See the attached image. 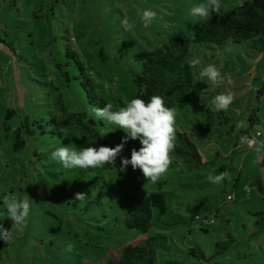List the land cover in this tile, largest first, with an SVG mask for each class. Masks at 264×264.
Masks as SVG:
<instances>
[{"label": "rangeland", "instance_id": "rangeland-1", "mask_svg": "<svg viewBox=\"0 0 264 264\" xmlns=\"http://www.w3.org/2000/svg\"><path fill=\"white\" fill-rule=\"evenodd\" d=\"M246 1L220 0L221 9L230 10ZM204 2L0 0V223L8 218L2 203L5 195L23 198L27 194L33 201L26 227L12 226L7 243L0 238V264H107L124 246L137 244L138 237L158 234L166 238L168 250L157 251L155 264H264V201L252 186L254 177L263 174L257 154L253 150L231 154L233 139L226 135L199 138L217 122L212 99L231 91L234 102L221 112L235 126L244 122L240 130L249 136L260 132L264 139V51H253L249 41L229 40L221 49L195 44L201 19L190 10ZM145 9L157 13L148 28L140 20ZM125 16L134 26L131 31L121 24ZM178 37L189 43L186 61L201 60L194 68L196 76L214 64L225 82L214 85L204 78L207 88L199 99L176 111L175 148L166 174L153 183L131 165L126 172L118 171L121 159H130L133 148L139 150L138 140L124 145L128 149L117 156L115 168L65 169L50 159L57 147L98 148L105 146L102 142L115 147L125 136L116 126L89 115L90 105L80 85L82 72L75 60L95 93L118 109L137 94L133 78L140 65L135 55L169 45ZM66 50L75 60L66 56ZM194 105H204V110L194 111ZM8 110L15 114L6 121V132ZM255 111L259 121L250 127L248 118ZM78 113L86 114L83 123L97 130L101 140L75 125L59 129L62 138L56 127H45L49 119L62 121ZM39 125L53 134H42ZM18 128L25 144L16 150ZM184 134L195 142L206 164L194 167L195 160L190 157L188 163L189 156L180 153L189 151ZM64 138H68L66 144ZM225 170L231 179L220 184L208 180L209 175ZM78 192L88 193L87 199L75 201ZM153 192L164 194L166 212L159 215L153 210L147 235L126 230L122 220L131 201ZM227 195L234 200L227 201ZM195 215L214 217L215 222L201 225ZM228 233L234 239L231 243ZM217 244H228V248Z\"/></svg>", "mask_w": 264, "mask_h": 264}, {"label": "trees", "instance_id": "trees-1", "mask_svg": "<svg viewBox=\"0 0 264 264\" xmlns=\"http://www.w3.org/2000/svg\"><path fill=\"white\" fill-rule=\"evenodd\" d=\"M231 40L236 44L241 41H249V48L253 51H264V0H249L243 4L236 6L230 10L213 13L209 20H201L199 30L193 38L195 44L211 45L221 49ZM189 54V43L186 39L178 37L169 45H162L153 51H142L135 55L134 59L140 65V71L134 75L133 82L137 88V94L134 98H142L147 100L152 95H162L165 99L167 107H174L177 110L190 106L194 101L198 100L201 93L207 88L206 82L196 76L195 69L189 67L186 58ZM66 56L75 60V55L66 50ZM78 69L82 72L81 80L75 76L74 79L80 80V85L85 92V99L89 105L104 107L107 103L103 98L99 97L92 86L91 80L85 76L84 69L80 62L75 60ZM69 79V77H67ZM261 92V91H260ZM124 104L120 103V106ZM117 109H113L115 111ZM194 111H203L204 105H194ZM15 114V111L8 110L5 114V131H9L6 121ZM216 123L207 127L201 132L199 138L204 140L213 135H226L235 142H240V135H249L247 131L237 129L232 122V118L221 111L214 113ZM87 116L85 113L70 114V116L62 121L49 119L45 123V127L49 124L57 128L58 136H62L59 129L67 126L75 125L82 132L90 134L100 139L97 130L92 128L87 122L83 123V119ZM250 127L258 122L256 111L248 118ZM43 128V133L53 134V130ZM20 128L17 129L15 135L14 148L19 150L23 148L25 142L21 138ZM62 138V137H61ZM66 144L68 138H64ZM105 146L111 147L108 143L102 142ZM184 144L189 151L183 153L189 158L187 162L191 163L194 159V167L202 166L201 156L195 145V142L184 134ZM128 146H124L122 152L118 155L122 157ZM206 164V163H205ZM261 166H264V157L261 160ZM252 186L262 196L264 201V183L260 176L254 177ZM157 209L159 215L166 212V203L164 194L161 192H153L147 196L131 201L130 210L123 217L122 224L126 230L135 231L138 235H147L151 227L152 212ZM259 215V213L254 216ZM260 215H263L260 213ZM214 218V217H213ZM5 229L11 230L13 222L7 218L1 222ZM209 226V225H207ZM229 243L233 242V237L228 233ZM4 241L1 238V242ZM166 238L161 235L148 236L141 239L137 244H129L124 246L118 256H111L107 260V264H155L156 254L159 250H168L165 245ZM228 248V244H217ZM202 257L203 254H202Z\"/></svg>", "mask_w": 264, "mask_h": 264}, {"label": "clouds", "instance_id": "clouds-1", "mask_svg": "<svg viewBox=\"0 0 264 264\" xmlns=\"http://www.w3.org/2000/svg\"><path fill=\"white\" fill-rule=\"evenodd\" d=\"M221 10L220 0H206L192 7L190 14L201 20H209L213 13H219ZM157 13L150 9H145L140 14V20L144 28H148L156 19ZM125 31H131L133 24L129 23L125 16L121 20ZM168 25L165 24V27ZM201 64L199 58H193L189 67L195 68ZM201 79L207 78L214 85L223 84L225 77L214 64H209L199 72ZM227 83L231 84L229 79ZM235 94L231 91L221 92L216 95L211 104L215 111H227L233 104ZM89 115L97 120L105 122V125H113L125 133L120 144L113 148L100 146H86L76 148L72 145L57 147L52 151L50 159L61 164L65 169H89L103 168L112 166L115 168L117 156L122 152L124 145L129 141L138 140L139 150H131V158H122L119 172H126L131 165L133 170L139 169L143 176L150 182H156L162 175L166 174L171 164L170 153L174 151L176 139V109L167 107L162 95H152L147 100L142 98H133L130 102L120 106L113 111L111 104L104 107L95 105L89 106ZM237 129L244 127V122L236 123ZM260 133L255 136L240 135V143L247 145L256 154L257 158L264 154V139H258ZM225 179H231L229 171L225 170L219 175H209L208 180L213 184H220ZM88 193L78 192L74 195L75 201H85ZM232 199V197H228ZM3 206L7 210L8 218L13 222V226L23 228L27 225V220L31 213L33 201L27 194L23 198L15 195H5L2 198ZM0 238L7 243L11 238V231L0 225ZM68 251H72V245H69Z\"/></svg>", "mask_w": 264, "mask_h": 264}, {"label": "crops", "instance_id": "crops-1", "mask_svg": "<svg viewBox=\"0 0 264 264\" xmlns=\"http://www.w3.org/2000/svg\"><path fill=\"white\" fill-rule=\"evenodd\" d=\"M257 133H260V132H256V134ZM255 134V135H256ZM261 134V133H260ZM258 139H262V134L258 137ZM233 142V148H232V150H231V154H233V155H237V154H239L242 150H246V151H249V150H252V149H248L247 148V145H242L241 143L239 144L238 142H235L234 140L232 141ZM199 152V151H198ZM200 154V153H199ZM201 156V155H200ZM264 157V154H262L260 157H259V159H258V163H259V166L261 167V169H262V173L263 174H259L258 176H260L261 178H262V180H263V183H264V166H261V160H262V158ZM201 160H202V162H204L206 159L205 158H203L202 156H201ZM206 162V161H205ZM204 162V163H205ZM207 163V162H206ZM248 179V178H247ZM236 184L237 183H235V185H234V187H233V190H235V186H236ZM246 185L247 184H245L244 185V187H246ZM238 197L240 198V201H243V198H241V195H239V193H238ZM234 200V199H233ZM218 213V210H216V214ZM227 222H228V220H227ZM144 238H146V236H142L141 238H139L138 237V240H141V239H144Z\"/></svg>", "mask_w": 264, "mask_h": 264}, {"label": "built area", "instance_id": "built-area-1", "mask_svg": "<svg viewBox=\"0 0 264 264\" xmlns=\"http://www.w3.org/2000/svg\"><path fill=\"white\" fill-rule=\"evenodd\" d=\"M247 148L250 149L248 146ZM246 190L249 193V190H250L249 187H246ZM228 197H232V199H229ZM233 199H234L233 196H230V195H227L226 197L227 201H232ZM194 219L198 221L201 225H212L215 222L213 217H207V216L195 215Z\"/></svg>", "mask_w": 264, "mask_h": 264}]
</instances>
